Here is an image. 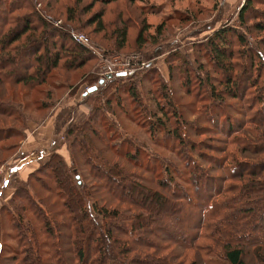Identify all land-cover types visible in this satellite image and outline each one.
<instances>
[{"label":"trees","instance_id":"obj_1","mask_svg":"<svg viewBox=\"0 0 264 264\" xmlns=\"http://www.w3.org/2000/svg\"><path fill=\"white\" fill-rule=\"evenodd\" d=\"M101 1L111 3L115 0ZM225 3L226 0H221V6ZM256 3H264V0H244L231 18L237 25L214 27L224 14L222 7L210 23L205 22L196 29V34L212 31L205 35L206 44L202 50L213 71L224 76H209L208 92L185 68L188 77L184 84L202 100L201 113L204 110L207 115L210 113L211 118H205L206 121L218 124L219 117L214 109L219 104L225 106L227 97L242 104L239 113L244 119L230 118L226 114L218 126V132L226 137L224 148H233L227 157L214 162L216 166H210L209 169L218 167L220 171L214 178L197 164L193 153L200 156L203 153L197 152L194 145L187 148L189 139L181 137L176 124L171 134L162 130V121L157 126L151 125L153 130L165 133L161 142L149 123L134 120V115L125 111V116L136 121L137 126L145 127L143 130L151 142L172 151L183 169L175 161L174 164L162 163L163 159L151 154L145 142L121 132L116 119L110 120L97 108L95 95L106 83L105 80L100 83L102 79L92 70L97 58L74 36V27L65 23L67 25L63 26L69 30L62 26L52 28L51 19L44 16L46 10L39 0H0L1 85L22 83L35 88L46 84L55 70L71 73L91 63L92 71L82 76V81L90 87L96 86L94 91L83 93L80 100V104L89 109L86 117L76 119L78 105L76 108L69 106L55 117V132L65 126L63 143L70 151L71 165L60 153L50 152L49 158L27 178L17 181L21 184L12 185L7 203L0 205V264H172L168 257L181 256L183 251L192 252L196 256L193 261L216 264L212 257L218 253L215 252L217 248L220 252L217 256L229 264H247L244 254L250 249L257 252L256 258L264 264V50L260 46L264 40L254 47L247 37V33L264 31V12L254 8ZM156 9L150 7L151 11ZM76 13L69 8L67 18L74 21ZM189 15L187 11L178 13L177 19L181 22ZM259 17L262 21L251 22ZM102 18L98 16L97 23L100 30H105ZM162 28V25L158 27L156 36L149 40L151 43L158 41ZM110 37L118 52L128 40L127 27L116 28ZM23 38L25 42L19 45L17 42ZM148 39V35L140 32L138 46H145ZM21 60L26 61L22 67L17 65ZM164 89L163 86L166 96ZM131 94L129 97L135 103L137 94L134 91ZM50 95L41 100L42 108L49 107ZM211 98L219 100L213 104ZM118 102V108L126 106ZM206 103L211 107H205ZM18 107L0 99V117L19 121ZM17 127L12 124L0 129L1 152L9 149L16 153L19 149L25 136L22 128ZM17 137L20 140L15 142ZM9 140V144H3ZM103 151L135 166L145 164L150 171L153 166V172L159 174L156 180L144 178L130 171L120 160L109 159ZM256 156H261V160L254 158ZM74 169L80 173L88 169L100 184H86ZM118 178L120 181L116 180ZM184 182L196 186L194 196L199 203L190 201L195 197L186 195L189 188L185 185L184 189ZM97 187L118 205L112 207L106 203V198L93 196ZM99 199L103 202L97 206ZM176 211L180 213L178 217H175ZM192 219L190 225H184ZM175 225H184L185 239L177 240L178 235L172 230ZM9 227L13 235L8 233ZM158 231L167 237H161ZM8 237L13 244L7 242ZM141 248L151 249L149 257H142ZM162 252L164 254L160 255ZM186 258L181 257V264Z\"/></svg>","mask_w":264,"mask_h":264},{"label":"rangeland","instance_id":"obj_2","mask_svg":"<svg viewBox=\"0 0 264 264\" xmlns=\"http://www.w3.org/2000/svg\"><path fill=\"white\" fill-rule=\"evenodd\" d=\"M39 1L46 10L44 16H49V19H51L49 21L51 22L50 26L52 28H60V26H62V28L69 30V27L63 26L68 24V26L70 25L76 29V31L74 30L75 32H73L75 37L78 38L79 36H83L86 39L85 46H87L89 51L97 58L92 70H95L97 76L104 79L106 83L95 95L97 96L95 103L99 105L97 108H99L107 118L110 120L111 118L116 119V126L121 132L136 138L138 141L145 142V144L149 146V150H151L149 152H151V154H156L157 157L163 159H160L162 163L165 162V164H170L175 161L178 162L179 168L183 169V165H181V162L177 159L175 154L170 150L164 149L162 145L151 142V138L143 130L145 127L140 125V128L134 123L136 122L134 120H141V122L145 121V124L149 123L150 126H157L162 121L164 123L162 130L167 134H171L174 131L173 125L176 124L178 128H180L181 137L189 139L187 140L189 141L187 148L194 145L197 152L201 151L203 153V156L193 153V158L198 165L201 164L202 170H205V172L212 177L216 176L217 173L220 174V171L217 169L218 167L213 169L209 168L211 165L216 166L214 162H218L220 158L227 157L228 151H231L233 146H228L226 149L224 148V140L226 137L224 133L221 134L218 132L220 131L218 126L224 121L226 114H229L230 118L244 119L239 113L242 104L237 99L227 97L224 103L226 107L219 104L220 106L214 109L215 115L217 114V117H219L217 119L218 124L214 125L206 121L208 120L207 117H210V113L207 115L205 110L202 111V113L199 110L200 107H203L202 100L195 97L194 95L196 92L188 90L184 83L189 73V75L191 74V76L195 78L197 84H201L203 89L208 92L210 90L209 86L211 85L209 76H214L216 78L224 77L222 74L213 71L212 66L209 65V59L205 58V50H202V46L205 47L206 44V36L212 31L206 30L201 34H196L195 31L199 26L205 24V22L210 23V20L218 15L219 10H222V7H224V11L222 12L224 14L221 17V21L216 22L214 27L216 28L229 24L237 25V22L231 18L243 6L244 0H226L223 6H221V0H115L111 3H105L101 0ZM213 5H215V8ZM152 6L157 7L156 11L150 10ZM37 7L40 8V4H37ZM69 8L77 12L74 21L67 18V10ZM254 8L264 12V3H256ZM185 11L191 13V15H189L186 20L180 22L177 19L178 13H185ZM98 16L103 17L105 30H100L97 23ZM258 21H262L260 17L251 22L254 23ZM123 25L127 27L128 40L125 47L117 52L114 40L111 39L110 36L116 28H120ZM160 25L163 26L162 33L159 35L160 38L156 43H151L150 41L153 40L152 37L156 36ZM142 31L145 35H148L149 39L145 46L139 47V42L137 40L138 35ZM252 34L247 33L250 45L258 47V45H260L259 42L261 43L262 40H264V31L259 33L253 32ZM24 42L25 39L23 38L17 43L21 45ZM158 44L160 45L158 46ZM260 46L264 50V42L261 43ZM25 62L26 61L21 60L17 65L19 64L22 67ZM185 68H187L186 71L188 70V73L185 71ZM92 70L91 63L71 73L55 70L46 84L35 88H28L26 84L22 83L0 84V99L11 101L19 106V121L0 117V129L15 124L18 126V129L22 128L25 137L30 138L27 143L28 145L31 144V142L33 143L35 138L43 141V139L39 137L42 136V138H45L46 136L40 135L38 127L45 125V120L50 117L47 123H50L52 120L50 126H53V137L57 138L55 145H57V148H62L65 146L63 143V130L65 126L63 125L61 129L58 128L60 131L55 132V117H57L58 114L60 115L63 110L69 106H75L74 108H76L78 105V119H82L85 114L89 112L87 106L80 104V100L83 93H87V91L85 92V87L88 86L90 88L87 82L82 81V76L91 73ZM18 73L21 74L22 70L21 72L19 70ZM108 74H111V79H106V75ZM152 75V80H150ZM74 86L76 87L72 88ZM163 86L165 87L164 93L166 96L163 95ZM132 91L137 94V101L135 103L131 99L132 97H129L132 95ZM49 93L51 94L50 98L47 100L49 107L42 108L40 106L41 100L47 99L46 96ZM100 98L102 99L100 100L101 102L98 101ZM117 99L120 101L118 102ZM210 100L213 104H216L219 99L211 98ZM116 102H118V104L125 103L126 106L120 109ZM218 103H222V101ZM205 107H211L210 103H206ZM127 110L132 116L134 115V120L131 117L125 116V111ZM95 115L96 113H94V116ZM151 129L153 133H155V137L163 142L165 133H159V129L153 130L152 126ZM248 136L252 138L250 135ZM19 140L20 137H17L15 142ZM9 142L10 140L4 141L3 144L7 145ZM0 146L3 145L0 143ZM234 149L239 151L238 146H235ZM63 152L67 157H70L69 149L68 151L64 149ZM13 153L14 150L9 149L4 152L0 151V161L2 162L0 165V173L3 175H5V171L8 167L6 163L15 162L17 157H19V154H17L18 152ZM237 153V156L241 158L240 152ZM103 154L111 160H120L127 165L130 171L139 173L144 178L149 177L156 180L155 178L159 174L158 172H153L155 170L153 166L151 167V172L146 169L147 166H145V164H143L144 166H135L110 153H106V151H103ZM66 156L63 155L66 163L71 165L69 160L67 161ZM48 158L49 156H47L45 160ZM254 158L261 160V156L260 158L258 156ZM39 161H43L42 158L37 161L38 163H42ZM182 162H184V160ZM33 166L36 167V162H32L27 167L20 168L17 172L12 174L13 176L8 178V182L0 195V205L7 203L11 194L10 189L12 185L21 184L17 183V181L27 178V174L32 172L30 168H33ZM34 168L32 170H34ZM87 170L88 169H84V171L80 173V171L74 169L75 172L77 171L81 174V181L86 184H91L92 186L93 184H100V181L94 174L88 173ZM73 177L77 176L73 175ZM116 180L120 181V178ZM180 180L181 179L178 181ZM185 185L189 188L188 192L184 190L186 195H190L191 197L194 196V193H196V186L192 184L187 185V183L184 182V189H186ZM101 190L102 188L98 189L97 187L93 196L98 198L102 196L104 199L106 198V203L112 207L118 205L113 199L106 197ZM143 194L147 196L146 192ZM46 195L47 194L44 193V196ZM190 201L199 203L196 197L195 199H190ZM101 202L103 201H98L97 206H100ZM90 203L91 202L88 204L90 205ZM179 215L180 213L178 214V211H176L175 217ZM192 222L193 219L188 223H184V225H190ZM183 226L177 227V225H175L172 228L178 235L177 240H182L186 237L187 233ZM168 228L170 229L169 226ZM7 230H10L8 233L13 235V231L10 227L7 228ZM163 233L158 231V235L161 234V237L166 238L167 236ZM9 238L10 237H8L7 242L13 244V240ZM140 251L143 252L142 257L147 258L149 257L148 255L151 254V249L141 248ZM215 252L220 254L218 248ZM162 254L164 253L162 252L160 255ZM181 254V256L178 255L177 257L171 255V257H168V260L172 259V264H181V257H187V260H184L182 264H202L200 261H193L196 256L192 252L186 254L183 251ZM217 254L212 257L216 261V264H229L227 261L220 258V256L218 257ZM256 255L257 252L250 249L245 252L244 260L247 264H261V260L257 259Z\"/></svg>","mask_w":264,"mask_h":264},{"label":"crops","instance_id":"obj_3","mask_svg":"<svg viewBox=\"0 0 264 264\" xmlns=\"http://www.w3.org/2000/svg\"><path fill=\"white\" fill-rule=\"evenodd\" d=\"M78 116H79V114H77L76 119L81 120V119H78ZM49 118L45 120V125H41V127H38V130H39L38 132L40 133V135L46 136L45 138H42V136L39 137V138L43 139V141H40V139L35 138V141L33 143L31 142V144H33V145H31V144L27 145L30 138L25 137L24 139L21 140V142L19 143V149L17 151L18 152L17 154H19L18 155L19 157H17V160H15V162L6 163V164H8L7 169L10 172V174L7 175V180L10 176H13L12 174L17 172V170H19L20 168H23V167H27L32 162H36V167L39 166L40 164H42L43 162L46 161L45 158L52 151H56V152L60 153L62 156L63 155L66 156L63 152L64 149H66L68 151L66 144L62 148H57V145H55V142H57L56 141L57 138L53 137V126H50V123L52 124V120L50 123H47L49 121ZM40 158H42L43 161H39V162H42V163L37 162ZM69 159H70V157H67V161ZM34 167L35 166H33V168ZM33 168H30V170L33 171L32 170ZM22 180H24V179H22Z\"/></svg>","mask_w":264,"mask_h":264},{"label":"built area","instance_id":"obj_4","mask_svg":"<svg viewBox=\"0 0 264 264\" xmlns=\"http://www.w3.org/2000/svg\"><path fill=\"white\" fill-rule=\"evenodd\" d=\"M76 38H77V37H76ZM77 40H79V41L82 42L83 44H85V41H86V39H85L83 36H79V37L77 38ZM88 89H89L88 86L85 87V92H86V91L88 92ZM9 174H10V172H9L8 169H6V171H5V175H3L2 173H0V195H1V193H2L3 188L6 186V184H7V182H8V180H7V175H9Z\"/></svg>","mask_w":264,"mask_h":264},{"label":"water","instance_id":"obj_5","mask_svg":"<svg viewBox=\"0 0 264 264\" xmlns=\"http://www.w3.org/2000/svg\"><path fill=\"white\" fill-rule=\"evenodd\" d=\"M120 75H123V74H120ZM112 76H111V74H108V75H106V78H111ZM104 81V79H102L101 81H100V83H102ZM96 89V86H92V87H90L89 89H88V91L89 92H91V91H94Z\"/></svg>","mask_w":264,"mask_h":264}]
</instances>
